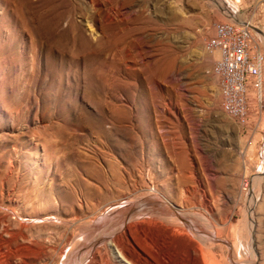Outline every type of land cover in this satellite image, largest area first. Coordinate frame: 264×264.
Wrapping results in <instances>:
<instances>
[{
  "label": "rangeland",
  "instance_id": "1",
  "mask_svg": "<svg viewBox=\"0 0 264 264\" xmlns=\"http://www.w3.org/2000/svg\"><path fill=\"white\" fill-rule=\"evenodd\" d=\"M216 21L264 51V0H0V264H118L115 232L150 255L164 230L119 224L148 199L221 264H264V69L241 126Z\"/></svg>",
  "mask_w": 264,
  "mask_h": 264
},
{
  "label": "built area",
  "instance_id": "2",
  "mask_svg": "<svg viewBox=\"0 0 264 264\" xmlns=\"http://www.w3.org/2000/svg\"><path fill=\"white\" fill-rule=\"evenodd\" d=\"M204 42L214 55L211 73L216 77L222 110L239 125L248 120L249 87L262 86L264 51L250 24L216 21Z\"/></svg>",
  "mask_w": 264,
  "mask_h": 264
},
{
  "label": "bare ground",
  "instance_id": "3",
  "mask_svg": "<svg viewBox=\"0 0 264 264\" xmlns=\"http://www.w3.org/2000/svg\"><path fill=\"white\" fill-rule=\"evenodd\" d=\"M93 1V0H92ZM82 7V5H81ZM247 23V22H246ZM249 24V23H247ZM73 39V38H72ZM259 91V90H258ZM260 96V95H259ZM156 195V194H155ZM158 199V198H157ZM146 204L150 205L146 208L141 209L140 211H137L136 213L132 212L131 217L129 218L128 222L126 223L123 220H121V225H123L126 229V231H131L132 229L136 230L137 233H139L140 236H144V229L146 224L149 226H152L153 228H159L163 229V233L160 234V236L153 237L152 240V246L154 252L150 255H142L138 250H136L128 241V238L124 234V232H115L117 229H119V226L113 230L114 237H112L110 241V250L113 251L114 257L117 258L118 264H221L217 258L211 254L210 252L205 251L198 241H202L203 238L200 236H195V238H192L187 236L186 234L181 235H175L172 231L169 230V227H167L164 221V224H159L153 215V210L157 207H155V203L153 200L148 199L145 201ZM154 203V204H153ZM145 204V205H146ZM160 206V205H159ZM145 207V206H144ZM125 209V208H124ZM123 209V210H124ZM132 209H128L127 213H129ZM114 211V210H113ZM163 212V211H162ZM146 213L148 214L149 219L148 221L144 220H135L136 217L140 214ZM158 215V214H157ZM162 215V214H161ZM168 215V214H166ZM126 218V217H125ZM153 218V219H152ZM166 218V217H165ZM178 218V217H177ZM110 219V217H104L102 219V223H106L107 220ZM146 219V218H145ZM163 219V218H162ZM161 219V220H162ZM179 219V218H178ZM158 220V219H157ZM113 221V220H112ZM127 221V220H126ZM159 221V220H158ZM146 222V224H144ZM160 222V221H159ZM176 222V221H175ZM117 223V221H113L109 223L108 227L114 226ZM126 223V224H125ZM174 223V222H173ZM187 223V220H186ZM182 224V222H181ZM120 225V226H121ZM187 225V224H186ZM90 225H88L89 227ZM81 227V226H80ZM87 227V226H86ZM85 227V229H86ZM107 227V228H108ZM83 228V227H82ZM150 228V227H149ZM152 228V230H153ZM177 228V227H176ZM201 228V227H200ZM80 229V228H79ZM178 229V228H177ZM195 229V228H194ZM84 230V229H83ZM106 230V229H105ZM121 230V229H120ZM157 231V229H155ZM172 230V229H171ZM88 231V230H87ZM124 231V230H123ZM147 231V229H146ZM155 231V232H156ZM160 231V230H159ZM178 231V230H177ZM183 231V230H182ZM188 231V230H187ZM197 231V229H196ZM217 231V230H216ZM180 231H178L179 234ZM132 233V232H131ZM149 233V232H148ZM159 233V232H158ZM184 233V232H181ZM208 233V232H207ZM152 234V233H151ZM109 235V234H108ZM112 235V234H111ZM153 235V234H152ZM150 236V234H149ZM86 237V235H85ZM212 237V236H210ZM73 238V237H72ZM87 238V237H86ZM140 238V237H139ZM171 238H174V242H170L169 240ZM206 238V237H205ZM110 239V238H109ZM142 241V240H141ZM150 241V240H149ZM106 242H104L105 244ZM146 243V242H145ZM149 243V242H148ZM151 243V242H150ZM172 244L171 252L164 251V248L168 245ZM91 245V244H90ZM89 245V246H90ZM145 245V244H144ZM151 245V244H150ZM149 245V246H150ZM142 246V245H141ZM79 247V246H78ZM77 247V248H78ZM84 247V246H83ZM108 247V246H107ZM16 248V247H15ZM100 248V246H99ZM102 249V248H101ZM99 249V250H101ZM104 249V248H103ZM99 250H96L97 252ZM148 250H150L148 248ZM169 250V249H168ZM60 251V250H59ZM71 251V250H70ZM76 251V250H74ZM82 251V250H81ZM106 251V250H105ZM105 251H103L105 253ZM95 252V251H94ZM107 252V251H106ZM78 253V252H77ZM71 254V253H70ZM75 254V253H74ZM103 254V253H102ZM73 255V254H72ZM71 255V257H73ZM78 256V255H77ZM98 256V255H97ZM70 257V258H71ZM79 257V256H78ZM106 257V255H105ZM231 257V256H230ZM69 258V259H70ZM97 257L93 256V261L95 264H97L98 260ZM107 258V257H106ZM98 259H100L98 257ZM104 259V258H103ZM101 260V259H100ZM68 261V259H67ZM106 261V260H105ZM109 261V259H108ZM73 262V261H72ZM104 263V262H103ZM110 263V262H109ZM101 264V263H100Z\"/></svg>",
  "mask_w": 264,
  "mask_h": 264
}]
</instances>
